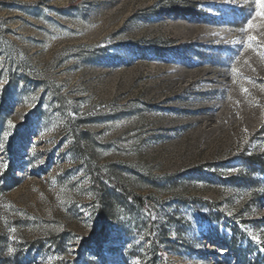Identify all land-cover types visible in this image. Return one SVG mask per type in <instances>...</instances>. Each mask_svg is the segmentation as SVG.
<instances>
[{
    "label": "rangeland",
    "instance_id": "rangeland-1",
    "mask_svg": "<svg viewBox=\"0 0 264 264\" xmlns=\"http://www.w3.org/2000/svg\"><path fill=\"white\" fill-rule=\"evenodd\" d=\"M256 12L0 0V264H264Z\"/></svg>",
    "mask_w": 264,
    "mask_h": 264
},
{
    "label": "snow or ice",
    "instance_id": "snow-or-ice-1",
    "mask_svg": "<svg viewBox=\"0 0 264 264\" xmlns=\"http://www.w3.org/2000/svg\"><path fill=\"white\" fill-rule=\"evenodd\" d=\"M256 8H257V12H256V16L257 17H261L264 18V0H256ZM254 27L253 21L250 19L247 22L246 28L247 29H252ZM257 37L256 36H249L248 40L250 42L256 41ZM235 71V69L233 70ZM242 91L244 93H247V88L242 89ZM9 251H12V249H9Z\"/></svg>",
    "mask_w": 264,
    "mask_h": 264
}]
</instances>
